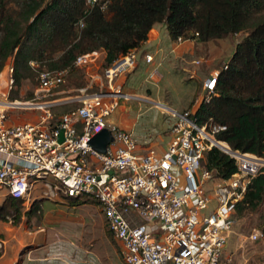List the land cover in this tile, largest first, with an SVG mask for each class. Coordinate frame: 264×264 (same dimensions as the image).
<instances>
[{
    "label": "built area",
    "instance_id": "obj_1",
    "mask_svg": "<svg viewBox=\"0 0 264 264\" xmlns=\"http://www.w3.org/2000/svg\"><path fill=\"white\" fill-rule=\"evenodd\" d=\"M97 1L88 0L92 5ZM174 42L185 41L179 37ZM137 53L131 49L120 55L101 73L91 70L100 51L79 55L74 68L85 71L87 82L75 88L79 94L68 98L55 96L62 92L70 69L37 70L38 85L31 99L0 102V195L21 198L27 205L31 186L53 178L64 197L99 205L123 264H226L223 253L236 222L237 203L252 178L264 172V157L233 150L219 140L226 125L198 123L195 111L209 100L220 70L203 81L202 98L193 107L170 110L171 139L162 153L153 148L143 151L132 131L108 123L120 100H143L115 83L136 68ZM144 60L151 63L153 57L144 54ZM7 68L13 73V62ZM157 76L156 67L146 80L157 83ZM12 84L11 77L10 89ZM63 104L73 107L60 111L55 121V110ZM11 109L36 114L31 121L14 120L8 114ZM103 129L113 140L105 153H99L88 142ZM212 147L235 160L237 171L231 177H215L203 165ZM209 181L211 194L206 192ZM212 200L215 207L205 213ZM261 235L255 231L249 239Z\"/></svg>",
    "mask_w": 264,
    "mask_h": 264
},
{
    "label": "trees",
    "instance_id": "obj_2",
    "mask_svg": "<svg viewBox=\"0 0 264 264\" xmlns=\"http://www.w3.org/2000/svg\"><path fill=\"white\" fill-rule=\"evenodd\" d=\"M161 23L173 41L180 37L205 44L244 33L195 115L200 125H226L218 139L231 149L264 157V0H98L93 5L88 0H0V72L12 59L13 84L20 86L34 70L79 71L76 58L92 51L102 53L107 67L139 49ZM202 162L215 177L227 179L237 171L235 160L216 147L206 151ZM66 198L71 207L95 202ZM263 201L264 172L252 178L235 215L256 211ZM23 204L21 198L6 196L0 221L10 218L17 225ZM37 211L35 200L25 214Z\"/></svg>",
    "mask_w": 264,
    "mask_h": 264
},
{
    "label": "rangeland",
    "instance_id": "obj_3",
    "mask_svg": "<svg viewBox=\"0 0 264 264\" xmlns=\"http://www.w3.org/2000/svg\"><path fill=\"white\" fill-rule=\"evenodd\" d=\"M158 31L160 37L146 44L156 61L153 65L140 63L128 77L122 91L135 97H140L136 93L143 94V97L151 94V100L159 105L139 99H122L121 106L108 118L111 125L132 130L137 138L147 135L151 140L157 138V134L166 130L174 121L170 110L183 111L195 105L197 97L201 95L200 99L202 98L203 75L200 71L221 70L232 57L236 43L244 35L239 33L207 44L195 42L198 45L194 53L195 61H200L196 64L170 53L164 23L158 25ZM159 44L161 51L158 52ZM159 60L162 62L157 67L160 78L157 83L147 82L149 72ZM10 62L13 60H8L0 72V102L5 98L7 101L31 99L38 85L37 70H34L35 75L25 79L20 86L12 84L10 89L12 73L7 68ZM104 68L101 55L91 70L101 73ZM84 82H87L85 71L71 73L62 86V92L55 97L64 96L65 99L79 94L76 89ZM146 88L151 93H147ZM59 112L60 109L55 110V121L58 120ZM8 114L14 120L31 121L36 113L11 109ZM212 182L209 181L206 185V192L209 194L212 193ZM55 183L53 178H48L31 186L29 202L21 206L22 217L17 225L12 224L11 219L0 221V248L4 259L18 258L24 249L22 258H26L28 254L32 257L34 253L49 252L50 259L59 258L65 264H122L118 247L108 233L99 205L90 201L92 203L71 207L67 198L55 188ZM3 199L0 195V203ZM35 200L39 201L40 211L28 217L25 212ZM214 207L212 200L209 209L204 212L208 213ZM235 219L224 249L223 261L226 264H264V201L256 211H247L243 216L235 215ZM255 231L262 235L253 241L249 239V235Z\"/></svg>",
    "mask_w": 264,
    "mask_h": 264
},
{
    "label": "crops",
    "instance_id": "obj_4",
    "mask_svg": "<svg viewBox=\"0 0 264 264\" xmlns=\"http://www.w3.org/2000/svg\"><path fill=\"white\" fill-rule=\"evenodd\" d=\"M165 34L168 37L166 29H165ZM159 37H160V33L158 31V26H156V27H154L151 30V32L149 34V37H148V40L138 49V53H137L138 58H137V66H136V68L138 67V65L140 63H144V64H148V65H153L154 64V62L156 60H155L154 56L151 54L150 49L148 47H146V44H148V42H150V41H152L154 39H157ZM205 44H207V43H205ZM168 45H169L168 47L170 49L169 50L170 53L175 54L177 56V58L182 59V60H186V61H194L195 62L194 53L196 51V47L198 48V45H196L195 41H185L183 43L176 44L173 40H171L169 38ZM157 51L158 52L161 51V45L160 44L158 45V50ZM144 54L152 55L153 61L151 63H146L145 60H144ZM101 55H102V53H101ZM192 58H194V60H192ZM161 64H162V62H161V60H159L157 62V64L153 68H156V67H158ZM136 68L134 70H136ZM134 70H132L131 72H129V73L125 74V75H122V76L118 77L115 80V83L120 85L122 87V89H123L125 87L124 85L127 83L128 77L134 72ZM215 70L216 69H213L210 72L204 71V70L200 71V73L202 72L201 74L203 75V80H202V83H201V91L203 90L202 89L203 81L205 79L209 78L211 73L214 72ZM159 78H160V76H159V73H158L157 81H158ZM146 91H147V93H151V90L148 89V88H146ZM136 94L139 95L141 98H143L144 101L149 102L148 100H151V94H148L150 96H144V97L142 96L143 94H138V93H136ZM120 102H121V100L119 101L118 108L121 106ZM157 104H159V103H157ZM193 105L191 107H193ZM191 107H189V108H191ZM122 109H124V107ZM186 109H188V108H186ZM173 122L171 123V125L170 124L168 125L166 130H161L157 134V138H155L154 140H151L150 138H148L147 135L145 137H143V138L142 137H140V138L136 137L141 149L144 151L147 148H153L159 153L164 152L166 150L169 142H170V139H171L170 129H171V126H172ZM121 129H123V128H121ZM123 130H126V129H123ZM128 131H132V130H128ZM133 134H134V132H133ZM35 252H38V251H35ZM49 255H50L49 252L45 253V254H44V252H38V253H34L32 255V257H30V255L28 254L26 256V258H22V254L19 253V257L18 258L10 257L8 259H4V254H3L0 257V264H15L20 259H22L20 264H56L57 262H61V263L65 264L64 260L60 261L59 258L50 259ZM122 264H123V262H122Z\"/></svg>",
    "mask_w": 264,
    "mask_h": 264
},
{
    "label": "water",
    "instance_id": "obj_5",
    "mask_svg": "<svg viewBox=\"0 0 264 264\" xmlns=\"http://www.w3.org/2000/svg\"><path fill=\"white\" fill-rule=\"evenodd\" d=\"M63 130H60L58 141H63ZM113 140V137L109 130L103 129L96 133L88 142V144L99 153H105L107 145ZM24 249L21 250L20 254H23ZM22 259L18 260L15 264H20Z\"/></svg>",
    "mask_w": 264,
    "mask_h": 264
}]
</instances>
